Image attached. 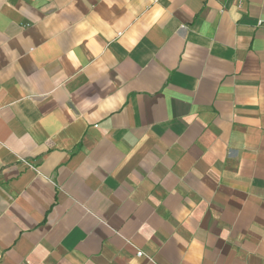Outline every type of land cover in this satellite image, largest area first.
<instances>
[{
    "label": "crops",
    "instance_id": "0c3cea01",
    "mask_svg": "<svg viewBox=\"0 0 264 264\" xmlns=\"http://www.w3.org/2000/svg\"><path fill=\"white\" fill-rule=\"evenodd\" d=\"M0 264H264V0H0Z\"/></svg>",
    "mask_w": 264,
    "mask_h": 264
},
{
    "label": "built area",
    "instance_id": "2783aa9c",
    "mask_svg": "<svg viewBox=\"0 0 264 264\" xmlns=\"http://www.w3.org/2000/svg\"><path fill=\"white\" fill-rule=\"evenodd\" d=\"M242 1H243V0H242ZM137 255H138V256H141V253H140V252H138V253H137Z\"/></svg>",
    "mask_w": 264,
    "mask_h": 264
}]
</instances>
